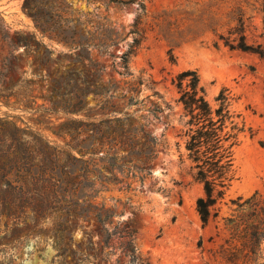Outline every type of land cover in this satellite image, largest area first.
<instances>
[{"label": "rangeland", "instance_id": "rangeland-1", "mask_svg": "<svg viewBox=\"0 0 264 264\" xmlns=\"http://www.w3.org/2000/svg\"><path fill=\"white\" fill-rule=\"evenodd\" d=\"M139 1L144 8L138 3L123 6L104 0H0V38L5 33L14 45L0 39V88L12 82L33 86L27 102L30 107L16 104V98L9 103L0 99V117L9 115L20 126H28L63 146L65 140L56 134L62 124L94 115L100 121L106 115L94 107L91 95L86 99L91 107L79 115L46 110L51 108L50 86L54 81L74 70L91 79L95 65L90 59L96 60L104 67L100 71L102 81L117 85L113 100L123 107L126 81L138 86L142 80L138 89L143 102L126 110L133 112L155 138L166 140L168 149L157 146L158 155L150 163V172H135L137 177L129 175L127 168H116V175L123 181L109 184L92 198L93 204L110 210L112 223L106 228L115 233L105 249L111 253L110 260L98 264H231L223 252L231 239L225 218L238 215V203L255 192L264 197V57L231 49L226 41L239 38L236 30L243 28L248 44L264 50V0ZM30 12H37L39 21L50 26L54 31L49 32L55 37L37 28ZM138 21L141 41L128 57L134 75L126 77L120 74L121 56L132 46V31ZM75 29L92 44L107 38L108 46L91 45L83 52L72 49L65 42L73 40ZM113 40L115 44L110 45ZM10 51L16 58L7 59L4 65ZM189 69L197 71L211 102L227 89L233 108L245 122V131L235 147L236 178L219 216L206 226L196 209L197 199L204 195L203 187L194 180L190 161H181L179 152L185 149V139L179 136L183 109L175 79ZM156 105L165 109L153 111ZM37 163L42 171H50L48 165L39 160ZM98 163L103 173H108L104 168L107 163ZM127 183H131L130 188H126ZM51 190L50 184H30L19 196L20 201L27 200L25 211L40 220L38 224L26 225L23 216H8L0 222V264H57L56 254L64 249H68L67 264H76L74 258L97 248L102 226L94 213L85 220L76 219L68 232L56 229L59 236L53 237L54 232L48 230L51 218L43 221L41 207ZM128 225L137 230L139 254V259L130 263L120 239L121 230Z\"/></svg>", "mask_w": 264, "mask_h": 264}, {"label": "trees", "instance_id": "trees-1", "mask_svg": "<svg viewBox=\"0 0 264 264\" xmlns=\"http://www.w3.org/2000/svg\"><path fill=\"white\" fill-rule=\"evenodd\" d=\"M104 1L123 6L138 3L139 7L144 8L143 1ZM30 15L37 28L54 36L49 32L54 30L39 21L37 12H30ZM0 20L3 21V18ZM138 25L139 21L135 23L132 31L135 37L131 48L121 56L123 70L120 74L126 77L134 75L128 67V57L141 41ZM236 32L240 35L239 38H235L233 42L226 41V45L231 49L249 51L264 57L262 48L248 44L243 28ZM73 34V40L65 42L72 49L83 52L91 45L105 48L108 46L107 38L92 44L83 32L75 29ZM0 39L14 46L5 33L1 34ZM113 44L114 40L110 45ZM12 51L3 60L4 65L7 59L16 58ZM81 55L80 53L78 57ZM90 61L95 65L92 78L87 80L80 71L74 70L65 78L54 81L50 86L51 108L45 109L79 115L91 107L86 101L91 95L96 102L94 107H99L98 110L106 118L98 121L94 115L87 116L86 119H71L62 124L56 134L65 140L63 146L53 144L40 132L28 126H20L9 119V115L0 117V222L8 216H23L26 225L32 222L38 224L40 220H35L25 211L28 207L27 200L20 201L19 196L30 184H50L52 190L42 201L41 207L45 212L43 221L51 218L52 226L48 230L54 232L55 239L59 236L56 229L68 232L74 227L76 219L85 220L91 213H94L102 226L97 248L86 256L74 258L76 264H98L104 259L110 260L111 253L105 252L115 235L106 228L108 223H112L108 214L110 210L93 204L92 198L109 184L123 181L116 175V168L122 171L127 168L129 175L133 173L132 177H137L135 172H150V163L158 155L157 146L161 145L163 150L168 149L166 140L155 138L145 129L146 125L134 117L133 112L126 110L143 102L139 99L138 89L143 83L142 80L137 82L138 86H135L136 82L126 81V95L129 96H122L125 104L122 107L113 100L115 96L112 91L117 85L110 86L103 82L100 71L104 67L99 66L96 60ZM175 82L179 92L178 102L183 109V129L179 136L185 139L184 151L179 150L180 160L190 161L194 180L203 187L204 195L197 199L196 209L206 226L219 216L221 205L236 178L235 147L240 143L241 133L245 131V122L242 114L233 108V98L227 89L220 91L214 103L207 98L196 70L180 72ZM32 92L31 84L12 82L0 88V99L9 103L12 98H16V104L30 107L27 102ZM165 106L171 109L169 104ZM164 109V106L156 105L153 111ZM120 151L125 154H120ZM38 160L48 165L50 171H42ZM98 160L107 163L104 168L108 173H103ZM117 160L123 163L120 164ZM141 180H144L143 176ZM130 187L131 183H127L126 188ZM238 207V215L225 218L226 228L231 235L227 247H223L227 261L231 264H264V197L257 191L244 202H239ZM121 233V248L123 254L129 258L128 263L139 259L135 242L137 230L128 225ZM67 252L68 249L58 251L54 262L67 264ZM73 253L76 255V252Z\"/></svg>", "mask_w": 264, "mask_h": 264}]
</instances>
